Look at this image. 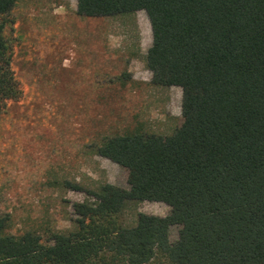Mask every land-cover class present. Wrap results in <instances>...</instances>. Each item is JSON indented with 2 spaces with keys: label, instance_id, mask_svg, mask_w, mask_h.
<instances>
[{
  "label": "trees",
  "instance_id": "1",
  "mask_svg": "<svg viewBox=\"0 0 264 264\" xmlns=\"http://www.w3.org/2000/svg\"><path fill=\"white\" fill-rule=\"evenodd\" d=\"M16 4L0 0V114L22 95L5 34ZM139 10L152 83L181 87L182 122L171 134L137 125L87 141L130 187L65 180L86 195L66 228L15 232L0 213V264H264V0H77L86 17ZM130 201L170 211L126 225Z\"/></svg>",
  "mask_w": 264,
  "mask_h": 264
},
{
  "label": "rangeland",
  "instance_id": "2",
  "mask_svg": "<svg viewBox=\"0 0 264 264\" xmlns=\"http://www.w3.org/2000/svg\"><path fill=\"white\" fill-rule=\"evenodd\" d=\"M5 19L22 95L0 114V213L11 215L15 232L66 228L86 195L65 180L130 187L125 168L88 154L85 143L137 125L171 134L183 120L182 89L152 83L144 10L86 17L77 0H17ZM169 211L164 202L130 201L121 220Z\"/></svg>",
  "mask_w": 264,
  "mask_h": 264
}]
</instances>
